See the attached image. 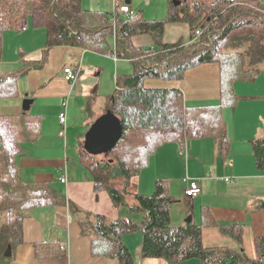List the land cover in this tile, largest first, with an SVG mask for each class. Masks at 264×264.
Listing matches in <instances>:
<instances>
[{
  "label": "trees",
  "instance_id": "obj_1",
  "mask_svg": "<svg viewBox=\"0 0 264 264\" xmlns=\"http://www.w3.org/2000/svg\"><path fill=\"white\" fill-rule=\"evenodd\" d=\"M123 1L116 0L117 8ZM173 22L188 24L191 45L164 42L165 26ZM30 28L46 32L42 58L23 59L12 69L0 66V259L7 258L9 247L14 251L23 242L26 216L37 209L62 205L79 223L81 234L90 238L93 255L116 258L119 264H136L124 240L135 230L142 232V258H162L170 263L198 258L201 264H264V236L256 238L257 256L250 257L243 248L242 223L218 225L211 211L203 207L200 222L192 218L185 224H174L171 209L175 198L168 178L157 179L149 194L130 190L132 180L164 144L175 143L184 149L193 138L213 137L218 154L228 155L231 139L223 111L237 102L232 94L234 81L254 80L261 72L264 0H168L167 17L160 19H148L141 11L122 16L117 9H88L82 0H0V61L4 33ZM197 30H201L199 37ZM141 34H151L154 46H136L133 37ZM59 45L114 54L133 63L131 73L118 76L111 103L98 116L111 111L120 118V139L99 155L89 153L84 141L78 145L79 162L92 177L95 189L106 190L115 207L128 211L127 217L112 219L88 211L54 184L28 182L21 176L19 158L42 135L43 119L26 111L4 113L2 101L19 97V80L42 69L49 50ZM239 45H244L245 53L236 49ZM233 57L241 61L238 71L231 66ZM203 63L220 65L222 95L218 103L188 105L179 88L146 86L148 79H182L187 70ZM231 94L232 100L228 98ZM251 144L256 165L264 171V138L252 139ZM259 207L264 208V200ZM138 213L143 214L139 221L132 216ZM213 225L232 236L240 247L205 246L203 229ZM34 247L40 259L68 253L61 240L39 241Z\"/></svg>",
  "mask_w": 264,
  "mask_h": 264
},
{
  "label": "crops",
  "instance_id": "obj_2",
  "mask_svg": "<svg viewBox=\"0 0 264 264\" xmlns=\"http://www.w3.org/2000/svg\"><path fill=\"white\" fill-rule=\"evenodd\" d=\"M116 3V0H82L85 8L109 12L117 9ZM122 4H128L133 13L141 11L135 9L134 0H125ZM151 5L150 0L147 6ZM150 14L144 17L160 19ZM43 31L45 30L41 28L24 31L33 38L35 45H32L29 51L18 47L13 59L3 55V66L19 64L23 59H41L46 50L47 39L46 32ZM164 42L190 43L188 24L167 23ZM133 43L138 47L148 48L154 46L155 40L151 34H141L133 37ZM112 44L115 48L116 35L112 36ZM18 53L22 55L20 60L17 59ZM48 56V61L42 69L33 70L19 80V97L2 101L4 113L26 111L43 119L42 135L31 144L28 153L19 158L21 176L28 182L54 184L65 192L70 200L88 211L104 214L112 219L127 217L128 211L115 207L106 190L95 189L92 177L79 162L78 145L85 142L91 124L111 103L116 90L115 88L106 101L101 100L94 78H101L106 73L110 76L114 74L116 85L118 76L131 73L128 71V65L124 64L122 68V62L129 61L132 67L133 63L130 59L118 58L114 54L73 45L56 46L49 50ZM66 67L77 71L75 82L67 79L64 71ZM121 70L123 73H120ZM221 80V68L218 63H203L187 70L182 79H148L146 86L179 88L186 104L205 105L220 101ZM232 94L237 98L235 106H225L223 111L231 139V148L225 158L218 154L213 137L193 138L181 150L177 144L167 143L156 151L159 156L156 155L157 159L161 158L168 167L174 162L183 164L182 184L185 187L186 177L199 180L202 185L200 194L194 198L186 197L184 190L179 191L181 199L174 197L172 208L176 205V209L174 215L171 214L172 222L182 225L192 218L200 222L202 208L206 207L218 225L235 222L244 224L243 248L250 257L255 258L256 238L264 236V208L259 207L260 201L264 200V171L259 170L256 165L251 140L264 138V69L254 80L236 79ZM232 94L228 96L231 100ZM26 99L32 101L26 104ZM65 100H68L67 107L63 105ZM64 110L67 111L66 137L60 136L59 114ZM156 155H153V159ZM62 176L67 177V182L60 180ZM224 177L231 180L226 181L222 179ZM141 179V176H137L132 180V192L148 191L149 184H142ZM138 214L132 215L133 218ZM49 239L61 240L68 253L62 257L38 258L35 243ZM124 240L127 244L126 237ZM141 241L136 249L139 256ZM203 242L207 247H240L232 236L223 233L217 225L204 227ZM140 258L142 264H169L162 258ZM4 264H119V261L116 258L94 256L90 238L81 234L79 223L73 218L69 208L59 205L34 210L25 217L23 242L12 250V255L7 256Z\"/></svg>",
  "mask_w": 264,
  "mask_h": 264
},
{
  "label": "rangeland",
  "instance_id": "obj_3",
  "mask_svg": "<svg viewBox=\"0 0 264 264\" xmlns=\"http://www.w3.org/2000/svg\"><path fill=\"white\" fill-rule=\"evenodd\" d=\"M149 1L150 0H134V5L136 7L135 9L136 10L141 9V11L144 10V12L142 11V14L145 15L146 17L150 13H151L150 15H155V17H157V18H159V17L160 18H166L167 17L168 0H151L152 5L147 6ZM43 32H45V31H43ZM35 43L36 42L29 35V33L18 32V31H6L3 35V47H4L3 55L6 58L9 57V58L13 59L14 55H15L14 52L17 50L18 47L21 46L26 51H29V49L32 47V45H35ZM188 44L191 45L190 43H188ZM244 48H245L244 45H239L236 49H239V50L244 52L245 51ZM21 56L22 55H20L18 53L17 59L20 60ZM240 63H241L240 59L233 57V63L231 66H232L234 71L235 70L238 71V69L240 68ZM0 64H2V66L0 65L1 68L6 70V69H12L14 66H16L17 63H13V64H10L8 66H6V65L3 66V62L1 60ZM124 64L129 66V68H128L129 72L133 71L132 70V68H133L132 64L129 61H127V62L123 61L122 62V68H124L123 67ZM248 67H249V65H248ZM259 67L260 68L262 67L261 71H263L264 63L261 64ZM121 71L122 72H120V73H123V70H121ZM106 74H103L101 78H94L95 83L98 85V93H99V95H101L100 99L103 101H106L108 99V96H110L112 94V92L114 91V89L116 88V85H115L116 77H115V75L111 74V76H110V75H106ZM71 139H73V135H71ZM178 148H179V150H181L179 145H178ZM156 154L158 155V153L155 152L154 156ZM157 155L154 159H153L154 156L152 155L148 164L140 170L139 175H138V176L142 177V179H141L142 184H145V185L149 184V188H148V191H146V193L149 194V193L153 192L156 178L167 176V177H169V184H170V189H171L172 195L176 199H181V197H179L180 192H181V190L185 191V189H186L184 184H182L183 164L180 165L178 162H174L173 165L168 167L167 163L164 162L161 158L157 159ZM161 157H162V155H161ZM168 175H171V177ZM175 209H176V205L172 208V212H171L172 216L174 215L173 212ZM142 216H143V214H141V213L138 215H135V219L137 221H139L142 219ZM125 237L127 239V244L130 247V249L132 250V253L136 259L135 260L136 264H142V263H140V260H141L140 256L137 255V253H136L137 245L141 241V238H142L141 230L132 231V232L128 233ZM6 259L7 258L0 259V264H4V261ZM169 264H201V261L198 258H192V259H189L186 261H181V262H171V263L169 262Z\"/></svg>",
  "mask_w": 264,
  "mask_h": 264
},
{
  "label": "water",
  "instance_id": "obj_4",
  "mask_svg": "<svg viewBox=\"0 0 264 264\" xmlns=\"http://www.w3.org/2000/svg\"><path fill=\"white\" fill-rule=\"evenodd\" d=\"M31 101L26 99L25 103L28 104ZM121 135L122 124L120 118L113 112L107 111L91 124L85 136V148L91 154H102L113 148ZM5 255H12V247L8 248Z\"/></svg>",
  "mask_w": 264,
  "mask_h": 264
},
{
  "label": "built area",
  "instance_id": "obj_5",
  "mask_svg": "<svg viewBox=\"0 0 264 264\" xmlns=\"http://www.w3.org/2000/svg\"><path fill=\"white\" fill-rule=\"evenodd\" d=\"M117 11L120 15H124V16H128L131 13V9L130 6L128 4H122L117 8ZM201 35V30H197L196 31V37H199ZM65 74L68 80L75 82L77 80L78 74L77 71H75L72 67H66L65 68ZM63 105L65 107H67L68 105V100H65L63 102ZM59 120L61 123V130H60V136L62 137H66L67 135V111L64 110L62 112H60L59 114ZM226 181L231 180V178L229 177H224L222 178ZM60 180L62 182H67V177L66 176H62L60 178ZM184 181L186 183V189H185V195L188 198H194L197 195L200 194L201 189H202V185L201 182L199 180H192L188 177L184 178ZM264 262V259L262 260Z\"/></svg>",
  "mask_w": 264,
  "mask_h": 264
}]
</instances>
